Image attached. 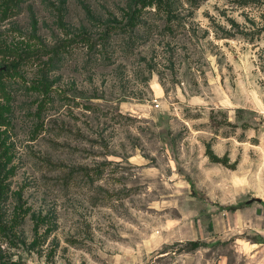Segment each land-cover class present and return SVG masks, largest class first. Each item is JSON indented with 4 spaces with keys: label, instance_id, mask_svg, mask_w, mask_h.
Returning a JSON list of instances; mask_svg holds the SVG:
<instances>
[{
    "label": "rangeland",
    "instance_id": "374dc122",
    "mask_svg": "<svg viewBox=\"0 0 264 264\" xmlns=\"http://www.w3.org/2000/svg\"><path fill=\"white\" fill-rule=\"evenodd\" d=\"M0 67V263L264 264V0H0Z\"/></svg>",
    "mask_w": 264,
    "mask_h": 264
},
{
    "label": "trees",
    "instance_id": "16d2710c",
    "mask_svg": "<svg viewBox=\"0 0 264 264\" xmlns=\"http://www.w3.org/2000/svg\"><path fill=\"white\" fill-rule=\"evenodd\" d=\"M132 12H131L130 16L132 15ZM56 48H58V47L56 46ZM37 53H38V49H36L34 51H21V52H18V59L16 61H13L10 64V66L12 68H14V67H16L18 65V63H19V61L21 59H26V58H28V57H30L32 55L36 56ZM1 71H2V68L0 67V74H1ZM206 153L209 156L210 160H212V161H218V162H221V163H223V164H225L227 166L235 167V161L229 162V158H228L227 154L218 155L217 153H215L213 151V149L210 147L209 144H207V146H206ZM258 240L261 241L262 237H259ZM187 244H188L189 248H196L199 245L203 244V242H201L199 240H189L187 242ZM0 264H4V262H1Z\"/></svg>",
    "mask_w": 264,
    "mask_h": 264
}]
</instances>
